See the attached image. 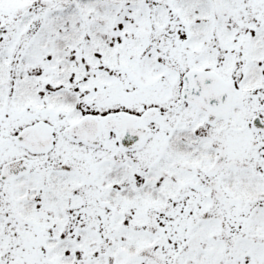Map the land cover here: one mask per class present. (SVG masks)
<instances>
[{
    "label": "snow or ice",
    "instance_id": "snow-or-ice-1",
    "mask_svg": "<svg viewBox=\"0 0 264 264\" xmlns=\"http://www.w3.org/2000/svg\"><path fill=\"white\" fill-rule=\"evenodd\" d=\"M0 264H264V0H0Z\"/></svg>",
    "mask_w": 264,
    "mask_h": 264
}]
</instances>
